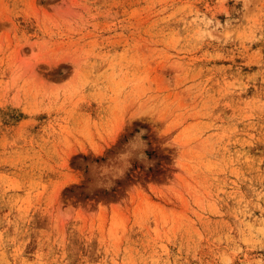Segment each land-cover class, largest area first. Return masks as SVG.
<instances>
[{
    "label": "rangeland",
    "instance_id": "1",
    "mask_svg": "<svg viewBox=\"0 0 264 264\" xmlns=\"http://www.w3.org/2000/svg\"><path fill=\"white\" fill-rule=\"evenodd\" d=\"M0 264H264V0H0Z\"/></svg>",
    "mask_w": 264,
    "mask_h": 264
}]
</instances>
